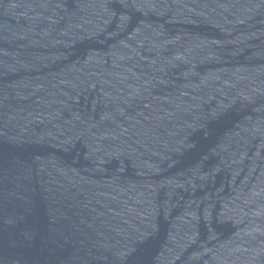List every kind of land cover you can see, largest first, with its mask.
Masks as SVG:
<instances>
[{
	"label": "water",
	"instance_id": "1",
	"mask_svg": "<svg viewBox=\"0 0 264 264\" xmlns=\"http://www.w3.org/2000/svg\"><path fill=\"white\" fill-rule=\"evenodd\" d=\"M0 264H264V0H0Z\"/></svg>",
	"mask_w": 264,
	"mask_h": 264
}]
</instances>
